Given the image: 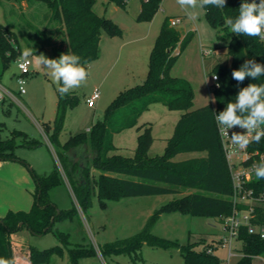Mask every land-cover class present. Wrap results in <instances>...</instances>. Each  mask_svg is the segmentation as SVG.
Returning a JSON list of instances; mask_svg holds the SVG:
<instances>
[{
    "label": "rangeland",
    "instance_id": "obj_1",
    "mask_svg": "<svg viewBox=\"0 0 264 264\" xmlns=\"http://www.w3.org/2000/svg\"><path fill=\"white\" fill-rule=\"evenodd\" d=\"M95 1V13L111 19L122 33L104 37L114 41L108 43L105 53L88 65L86 83L71 90L78 103L67 111L59 143H51L49 136L53 133L56 116L57 85L37 62V56L43 54L56 59V53L66 47L64 35L58 33L59 26L51 20V10L44 1L29 0L22 4L0 0V24L15 33L16 45L20 51L17 60L11 62L5 70L0 60V86L9 90L16 98L7 97L6 103L0 100V139H7L10 132L17 130L25 132L29 139L43 143L40 149L19 147L16 155L25 159L28 164L26 169L30 174H33V169L29 164H35L34 171L37 174H49L58 168L62 183L50 191L49 196L57 207V213L66 214L55 222L50 233L37 236L24 231L23 235L39 250L57 246L63 249L62 256L52 255L46 264H71V250L80 249L93 253L81 256L78 264H183V256L176 248L165 249L142 244L116 252L109 250V247L122 246L125 242L127 244V240L145 228L156 210L184 195L198 192L197 190L181 189L173 194L125 197L119 201H108L102 206L97 190L93 189L84 205V197L76 185L84 183V176L92 164L94 153L86 147L78 152H69V158L75 166L69 164L66 169L58 160V151L60 145H64L71 136L88 132L96 122L102 121L107 109L121 92L143 83L152 49L167 18L170 22L181 20L175 27L181 33L194 34L171 70L172 77L182 79L193 87L195 97L191 110L214 104L209 99L213 97L211 86L214 84L209 74L218 64H230L227 46L232 34H224L223 31L224 40L220 39L217 30L207 22L204 10H199L197 20H190L176 0H163L154 17L143 21H137L140 0H130L127 9L110 0ZM29 48L33 50L32 54L25 56V49ZM203 50L210 51L211 54L204 55ZM19 59L31 61L30 73L24 78L26 94L23 95L19 93L17 82L20 75L17 64ZM141 73H144L143 76ZM95 90H99L100 98L95 108H90L86 99ZM181 115V111L171 109L162 102L151 103L139 115L135 127L113 136L115 153L132 156L138 146L139 136L149 128L153 137L150 156L163 155ZM205 155L204 152L180 153L172 159L181 162ZM69 169L74 170L72 179L66 174ZM91 172L95 171L92 169ZM8 197L0 195V200ZM151 233L181 245L196 244L198 250L209 248L221 264L228 261L229 249L222 248L219 244L224 236L220 218L180 212L163 213L151 228ZM60 234H63L62 238L59 237ZM13 249L15 259L29 260L28 247L22 249L13 244ZM233 249L234 253L241 254L240 243H235ZM237 262V259H232L231 264ZM253 264H264V261L254 258Z\"/></svg>",
    "mask_w": 264,
    "mask_h": 264
},
{
    "label": "trees",
    "instance_id": "obj_2",
    "mask_svg": "<svg viewBox=\"0 0 264 264\" xmlns=\"http://www.w3.org/2000/svg\"><path fill=\"white\" fill-rule=\"evenodd\" d=\"M22 3L29 0H11ZM51 10V20L58 24V33L64 35L66 47L56 53V59L62 53L76 54L81 57V64L88 70V65L101 55V42L105 36L120 35L122 30L111 19L101 17L94 11L95 0H42ZM141 10L137 21L151 20L161 8L163 0H140ZM117 6L127 9L130 0H110ZM242 0H226L223 9L209 7L204 9L207 22L217 30L218 37L224 40V34H232L227 46V55L231 62L218 64L209 75L218 77L217 83L211 86L215 103L191 110L194 102V89L186 81L171 76V70L193 38V33L184 37L172 27L167 18L152 49L148 72L143 83L121 92L112 102L102 121L96 122L88 132L73 135L60 145L58 160L63 168L74 165L69 152L82 147L93 151L92 164L87 168L85 181L74 184L87 204L93 189L97 190L100 204L108 201H119L125 197L157 196L178 193L181 189H194L198 192L163 205L149 218L145 228L127 244L114 245L109 250L120 252L142 244L165 249H179L183 264H221L219 258L208 253L209 248L198 250L196 244L181 245L166 239L158 238L151 233V228L163 213L180 212L192 216L216 217L221 220L234 210L231 200L233 182L228 162L225 157L222 141L218 133L215 112L222 111L226 104L235 100L239 88L249 83L264 84V76L259 80L246 78L242 84L232 78L233 69H238L245 60L255 59L264 64V42L258 37L237 36L231 33L226 25V17L239 15ZM224 31V34L222 32ZM15 33L0 24V60L3 70L20 56L16 45ZM57 108L54 120L51 143H59L69 108L78 103L73 93L60 96L57 91ZM153 102H162L171 109L182 112L173 136L168 139L166 151L161 156H150L153 137L149 128L139 136L137 148L132 156L116 154L112 138L116 133L137 125L139 115ZM2 130V127H0ZM41 141L29 139L23 131L14 130L10 137L0 139V161L18 160L16 150L19 147L36 149ZM204 152L206 155L186 161L175 162L173 157L180 153ZM250 152L256 158H264V138L250 145ZM74 169V167H73ZM92 169L95 172H91ZM74 171V170H73ZM71 169L66 172L72 179ZM37 184L35 203L29 212L9 211L0 218V259L15 264V254L11 236L26 227L34 235H43L52 231L55 222L63 212L57 213V207L51 202L49 192L62 183L61 174L56 168L46 176L35 174ZM257 192L264 191V179H255L251 183ZM263 209V208H262ZM54 221L52 222V220ZM261 223H264V209ZM20 225H22L20 227ZM59 237H63L60 234ZM241 251L244 257L237 264H253L255 257H264V240L248 234L242 229L240 234ZM29 260L34 264H46L52 255H63L59 246L47 250L29 247ZM92 251L71 250V264H78L81 256L91 255Z\"/></svg>",
    "mask_w": 264,
    "mask_h": 264
},
{
    "label": "clouds",
    "instance_id": "obj_3",
    "mask_svg": "<svg viewBox=\"0 0 264 264\" xmlns=\"http://www.w3.org/2000/svg\"><path fill=\"white\" fill-rule=\"evenodd\" d=\"M177 4L185 11L188 19L197 20L199 10L209 7L223 9L226 0H176ZM226 25L231 33L237 36L258 37L264 41V0H242L239 15L235 18L226 17ZM32 49H25V56L32 54ZM37 62L44 68L53 82L57 85L60 96H66L71 90L81 87L86 83L88 71L81 64V57L76 54L62 53L59 58L51 59L41 54ZM237 84H242L246 78L259 80L264 76V64L258 63L254 58L247 59L238 68L231 72ZM208 78V77H207ZM218 80V77L213 76ZM219 88L220 84L217 83ZM215 103V97H209ZM217 127L221 136L229 137V129L239 127L243 132H232L229 137L231 144L238 149H245L250 142H259L264 138V84L249 83L239 88L235 100H230L226 107L215 114ZM253 170L256 179H264V161L254 164ZM0 264H13L12 261L0 259Z\"/></svg>",
    "mask_w": 264,
    "mask_h": 264
},
{
    "label": "built area",
    "instance_id": "obj_4",
    "mask_svg": "<svg viewBox=\"0 0 264 264\" xmlns=\"http://www.w3.org/2000/svg\"><path fill=\"white\" fill-rule=\"evenodd\" d=\"M249 2H251V0H249ZM257 3H259V0H257ZM180 23L181 20H172L170 22L172 27H176ZM203 54L208 56L211 52L203 50ZM17 64L20 72L17 80L18 89L19 93L23 95L26 94V81L24 78L30 73L31 61L28 59H19ZM217 81L218 80H215L212 77V82L214 84H217ZM7 97L12 99L14 98L8 90L0 86V100L3 101ZM99 98L100 92L99 90H95V92L86 99V103L90 108H94ZM215 114L219 113L215 112ZM234 131L243 132L246 130H242L238 126L233 129H229V137H231V134ZM218 133L222 141L225 157L228 162L233 182V194L231 200L234 204V210L230 216L222 219L224 236L219 242L222 248L229 249V256L226 264H231L232 259L240 260L244 257L242 252L240 255L233 252L235 243H240L239 239L242 229L247 230L248 234L257 236L261 240H264V223H261L262 210L264 209V191L257 192L251 186V183L256 179L252 166L260 161H264V158H256V153L250 152V145L254 141L250 142L245 149H238L231 144L229 137L221 136L219 129ZM208 253H213V251L209 250ZM255 258L264 261V257ZM15 264L34 263L30 260L16 258Z\"/></svg>",
    "mask_w": 264,
    "mask_h": 264
},
{
    "label": "crops",
    "instance_id": "obj_5",
    "mask_svg": "<svg viewBox=\"0 0 264 264\" xmlns=\"http://www.w3.org/2000/svg\"><path fill=\"white\" fill-rule=\"evenodd\" d=\"M26 2L27 1H24V2H22V4H25ZM139 8L141 10V3H140ZM140 10H139V13H140ZM180 34L182 37H184L186 35L184 32L183 33L180 32ZM110 39L111 38H104L102 40V42H101V55H102V53H105V51L107 50L108 43H111V41H114V40H112V39L110 40ZM109 46L111 47V45H109ZM143 74L144 73H141L142 76H143ZM2 103H6V99L3 100ZM95 106H96V104H95ZM2 108H3V106H2ZM90 129H88V130H90ZM40 148H42V147H38L36 149H40ZM81 150H83V147L78 148V149H73L71 151L78 152ZM71 151H70V153H71ZM17 157H18V160L0 161V195L4 196V197L9 196L8 199L5 198V199L0 200V218H3L9 211L29 212L35 203V192H36V187H37V184L35 181V174H37V173H35L34 170H35L36 166H35V164H32V165L29 164V166H31L33 169L32 170L33 174H30L29 171L26 169V166L28 164L26 163L25 159L20 158L19 155H17ZM45 172H48V171H45ZM49 174H47V173L39 174L38 173L37 175L46 176ZM6 199H7V201H5ZM24 231L27 233L30 232V230L28 228H26V227L22 228L20 231H18L17 233H15L11 236L12 243L17 247H20V248L22 247V249L25 247L29 248L31 246L35 247V245H32L30 243L29 239H27V237H25L23 235V233H25Z\"/></svg>",
    "mask_w": 264,
    "mask_h": 264
},
{
    "label": "water",
    "instance_id": "obj_6",
    "mask_svg": "<svg viewBox=\"0 0 264 264\" xmlns=\"http://www.w3.org/2000/svg\"><path fill=\"white\" fill-rule=\"evenodd\" d=\"M54 221V219L52 220V222ZM22 225H20V227H21Z\"/></svg>",
    "mask_w": 264,
    "mask_h": 264
}]
</instances>
